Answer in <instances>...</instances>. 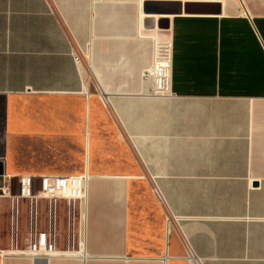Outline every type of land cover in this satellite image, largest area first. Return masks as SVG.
Wrapping results in <instances>:
<instances>
[{
	"label": "crops",
	"instance_id": "obj_1",
	"mask_svg": "<svg viewBox=\"0 0 264 264\" xmlns=\"http://www.w3.org/2000/svg\"><path fill=\"white\" fill-rule=\"evenodd\" d=\"M183 2L207 5L0 0V264H188L187 242L204 264H264V0ZM157 43L171 46L166 94L144 77ZM86 171L81 248L60 202L58 253L17 252L31 222L24 200L13 219L11 180Z\"/></svg>",
	"mask_w": 264,
	"mask_h": 264
},
{
	"label": "built area",
	"instance_id": "obj_2",
	"mask_svg": "<svg viewBox=\"0 0 264 264\" xmlns=\"http://www.w3.org/2000/svg\"><path fill=\"white\" fill-rule=\"evenodd\" d=\"M142 7L146 0H140ZM184 1V0H180ZM76 61L80 59L76 55ZM171 46L168 43H157L153 65L145 73L144 77L150 81L153 93L166 94L169 92L171 79ZM90 175L86 171L82 174L72 175H44L34 177L32 175L18 176L19 193L13 195L12 215L13 219L18 218L19 202L24 200L28 203L31 222V235L27 248L17 249L16 251L24 255H53L58 253L56 249L55 222L58 203L65 202L68 205V219H75L76 213L80 218V229L78 233L69 234V245L73 248L77 244L79 249L82 244V221L85 219V205L87 200V188ZM154 192L161 198L160 190L154 181ZM10 194V193H9ZM44 202L48 209L47 227L41 229L40 207ZM178 221V218L169 216L167 218L168 231H170L172 222ZM185 259L188 264H204V261L197 255L190 243L187 242Z\"/></svg>",
	"mask_w": 264,
	"mask_h": 264
},
{
	"label": "water",
	"instance_id": "obj_3",
	"mask_svg": "<svg viewBox=\"0 0 264 264\" xmlns=\"http://www.w3.org/2000/svg\"><path fill=\"white\" fill-rule=\"evenodd\" d=\"M207 4L196 2H183L180 0H146L143 3V11L146 14L153 15H176V14H193L196 13L197 7ZM168 18H162L157 21V26L161 29L169 27Z\"/></svg>",
	"mask_w": 264,
	"mask_h": 264
},
{
	"label": "rangeland",
	"instance_id": "obj_4",
	"mask_svg": "<svg viewBox=\"0 0 264 264\" xmlns=\"http://www.w3.org/2000/svg\"><path fill=\"white\" fill-rule=\"evenodd\" d=\"M13 151L15 153L14 155H16V156H18V158H20V147L14 148ZM9 186L11 188V194L12 195H17L19 193V185H18V182H17V178H13L11 180V182L9 183ZM9 208H10L9 200L7 202L5 200L4 206L2 207V212H3L4 217H8L9 216V212H10ZM24 209H25V207H24ZM22 210H23V207H22ZM60 211L62 213L63 219L67 220L68 219V217H67L68 205L66 203L63 204V208H60ZM27 213H26V211H24V215H25L26 219L28 218L27 217ZM21 214H22V211H21ZM22 219L23 218H21V220ZM21 224H22V226L27 225V223H21ZM4 226H5L4 227L5 228L4 229V234H5L7 232V230H6L7 223H5ZM26 236H27L26 231L22 230V232L20 233V238H23V237H26Z\"/></svg>",
	"mask_w": 264,
	"mask_h": 264
},
{
	"label": "bare ground",
	"instance_id": "obj_5",
	"mask_svg": "<svg viewBox=\"0 0 264 264\" xmlns=\"http://www.w3.org/2000/svg\"><path fill=\"white\" fill-rule=\"evenodd\" d=\"M143 12H144V11H143ZM144 15H146V13H145V12H144ZM144 15L142 14V16H144ZM148 15H151V14H147V16H148Z\"/></svg>",
	"mask_w": 264,
	"mask_h": 264
}]
</instances>
